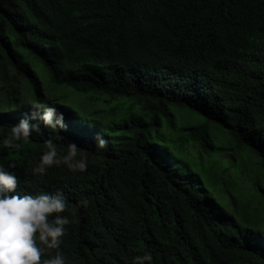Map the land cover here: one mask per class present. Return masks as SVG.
Wrapping results in <instances>:
<instances>
[{
    "label": "trees",
    "instance_id": "16d2710c",
    "mask_svg": "<svg viewBox=\"0 0 264 264\" xmlns=\"http://www.w3.org/2000/svg\"><path fill=\"white\" fill-rule=\"evenodd\" d=\"M0 79V167L63 193L65 264H264V0H0ZM38 103L65 129L6 147ZM49 138L86 171L34 174Z\"/></svg>",
    "mask_w": 264,
    "mask_h": 264
},
{
    "label": "clouds",
    "instance_id": "9594fccd",
    "mask_svg": "<svg viewBox=\"0 0 264 264\" xmlns=\"http://www.w3.org/2000/svg\"><path fill=\"white\" fill-rule=\"evenodd\" d=\"M37 111L20 119L11 127V134L4 140L6 147L18 146L16 142L27 140L32 132H39L40 123L45 127L65 129L64 116L57 113L56 108L43 103L35 105ZM37 121V123H33ZM109 141L102 136L97 138L98 150L106 149ZM45 151L40 163L33 169L34 174H45L53 165H66L72 171H86L85 158L77 159L79 149L74 143L68 145L67 155L61 156L57 151L54 138L45 141ZM10 168L15 164H9ZM19 180L17 176L0 167V264H65V257L58 250L62 237L66 234V226L72 221L62 213L69 210L63 193H41L39 195H18L16 193ZM81 206L88 205L87 199L79 201ZM44 245L41 248L37 244ZM45 249H57L54 257L41 259ZM151 264L152 255L147 253L136 256L133 264Z\"/></svg>",
    "mask_w": 264,
    "mask_h": 264
},
{
    "label": "rangeland",
    "instance_id": "374dc122",
    "mask_svg": "<svg viewBox=\"0 0 264 264\" xmlns=\"http://www.w3.org/2000/svg\"><path fill=\"white\" fill-rule=\"evenodd\" d=\"M18 85H19L21 88H23V86H24L23 84L20 85L19 83H18V84L16 83V84H14V87H17ZM4 92H5V91H4V83H3V82L1 81V79H0V98L3 97ZM0 104H1V103H0ZM213 136H214L215 138H219V137H220V135H219L218 133H214V132H213ZM219 159H221V158L219 157ZM228 159H229L228 157H224V159H221V160H223L224 163H228V161H229ZM256 171H258V170H256ZM231 172H232V167H231ZM261 175H262V174H261ZM261 177H262V180L264 181V175H262ZM247 180H248V179H247ZM247 184H249V183H247Z\"/></svg>",
    "mask_w": 264,
    "mask_h": 264
}]
</instances>
